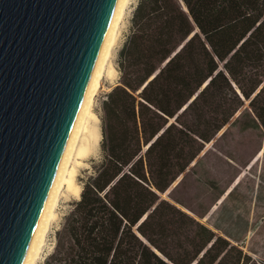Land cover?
Masks as SVG:
<instances>
[{
  "label": "trees",
  "instance_id": "obj_1",
  "mask_svg": "<svg viewBox=\"0 0 264 264\" xmlns=\"http://www.w3.org/2000/svg\"><path fill=\"white\" fill-rule=\"evenodd\" d=\"M118 63L102 156L44 264H244L163 195L244 107L233 124L264 126V0H138Z\"/></svg>",
  "mask_w": 264,
  "mask_h": 264
},
{
  "label": "water",
  "instance_id": "obj_2",
  "mask_svg": "<svg viewBox=\"0 0 264 264\" xmlns=\"http://www.w3.org/2000/svg\"><path fill=\"white\" fill-rule=\"evenodd\" d=\"M118 0H0V264H23Z\"/></svg>",
  "mask_w": 264,
  "mask_h": 264
},
{
  "label": "rangeland",
  "instance_id": "obj_3",
  "mask_svg": "<svg viewBox=\"0 0 264 264\" xmlns=\"http://www.w3.org/2000/svg\"><path fill=\"white\" fill-rule=\"evenodd\" d=\"M137 4L138 0H131L122 24L119 43L114 49L113 61L117 74L112 80L104 79V87L95 99L94 108L100 117L101 131L103 100L120 83L118 60L130 34L131 18ZM248 103L247 101V105ZM245 109L240 110L215 139L206 144L199 158L176 179L163 196L218 234L232 235V242L250 255V258L243 261L244 264H264V153L251 165L253 158L264 147V126L244 129L240 123L233 124ZM101 156L100 144L97 152L86 158L78 168L77 181L82 189L83 181L93 174ZM240 176L241 179L235 184ZM230 186H233L232 193L217 205L219 198ZM63 193L57 206V219L48 231L38 264H44L45 258L53 251L57 231L74 203L80 199L73 193Z\"/></svg>",
  "mask_w": 264,
  "mask_h": 264
},
{
  "label": "bare ground",
  "instance_id": "obj_4",
  "mask_svg": "<svg viewBox=\"0 0 264 264\" xmlns=\"http://www.w3.org/2000/svg\"><path fill=\"white\" fill-rule=\"evenodd\" d=\"M130 2L131 0L117 1L82 105L23 264H38V259L41 257L43 248L46 244L48 231L53 222L57 219V206L61 196L64 194L63 192L73 193L81 197L82 188L77 181L78 168L86 158L97 152L102 140L100 117L94 108L95 99L104 87V79L107 78L112 80L117 74V69L113 61V54L114 49L119 43L122 24L126 17ZM263 153L264 147L260 149L258 154L253 158L251 165H254L262 157ZM240 179L241 176L237 178L235 184L238 183ZM233 186L227 188L224 194L219 198L217 205L225 200L233 190Z\"/></svg>",
  "mask_w": 264,
  "mask_h": 264
}]
</instances>
